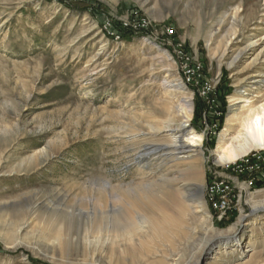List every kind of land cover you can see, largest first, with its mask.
I'll return each instance as SVG.
<instances>
[{
  "label": "rangeland",
  "instance_id": "1",
  "mask_svg": "<svg viewBox=\"0 0 264 264\" xmlns=\"http://www.w3.org/2000/svg\"><path fill=\"white\" fill-rule=\"evenodd\" d=\"M116 24L134 38L122 39ZM260 39L264 0H0V264H208V248L223 242L217 234L234 226L252 251L213 264H264V210L253 213L251 203L264 204V180L234 220H220L206 202L211 173L223 166L214 153L220 135L246 105L235 99L252 89L257 79L248 77L264 74L249 57L230 64ZM185 59L200 63L224 97L214 140L206 103L183 82ZM263 86L243 100L264 104ZM188 97V130L203 136L200 172L151 153L170 144L166 130L152 128ZM163 175L204 209L164 235L130 238L120 196Z\"/></svg>",
  "mask_w": 264,
  "mask_h": 264
},
{
  "label": "bare ground",
  "instance_id": "2",
  "mask_svg": "<svg viewBox=\"0 0 264 264\" xmlns=\"http://www.w3.org/2000/svg\"><path fill=\"white\" fill-rule=\"evenodd\" d=\"M247 57L250 60L249 68H256L258 65L264 64V39L250 41L246 47L239 50L230 66L237 67ZM253 79L257 80L251 82L252 89L245 90L243 98L251 96L254 90L260 89L264 84V74L262 73L252 75L246 80ZM246 80H241L239 83L243 84L242 82ZM165 85H168L170 89L167 95L173 99L177 95V91L173 89L175 86L168 82H165ZM243 98L235 99V105L242 103L246 105L242 106L239 110H234L235 114L229 116L228 124L222 131L219 144L214 151L217 162L223 165L234 163L251 152L264 150V104L256 106L251 99L243 100ZM183 103L176 108H170V111L168 110L167 120L165 124H162L164 126L152 128L153 131L159 133L166 130L164 132L168 133L170 144H166L160 147V149H154L151 153L156 154L159 150H164L165 153L160 157L169 159L170 163L194 166L197 162L196 157L200 155L199 149L203 143V136L191 133L188 130L193 113L192 98H186ZM147 155L148 153L141 154L137 159L142 160ZM166 164L168 163L166 162ZM193 170L200 172L201 168L195 165ZM170 183L171 180L163 175L157 181L154 180L147 185H143L144 191H141V193L134 189L132 192L128 190L129 197H127L128 194L126 195V193V196H120L122 205L119 207V215L122 221L128 223L125 231L130 238H134L138 232L145 233L146 231L148 234L154 235L167 233L168 230L173 228L175 230V228L182 227L185 224V217L191 219L194 217L193 215L196 213L195 208L204 209L203 202L195 198L192 191L186 189V186L183 185L181 189L176 190ZM139 184L138 186H140ZM252 200L254 198L251 196ZM251 203L254 213L264 210V204L260 202ZM241 219L240 222L242 221ZM209 221L210 219L208 218ZM258 221L259 218L257 217L250 224H247V226H255ZM63 227L58 228L59 235ZM208 228L212 229L211 224ZM218 238L223 242L208 248V255H210L208 264L218 261L221 256L235 255L242 251H252V249H249L251 246L246 243L245 234H239L236 226L227 231L219 232L215 239ZM243 249H246V251Z\"/></svg>",
  "mask_w": 264,
  "mask_h": 264
},
{
  "label": "built area",
  "instance_id": "3",
  "mask_svg": "<svg viewBox=\"0 0 264 264\" xmlns=\"http://www.w3.org/2000/svg\"><path fill=\"white\" fill-rule=\"evenodd\" d=\"M116 33H114L115 35ZM117 39L120 36L116 34ZM182 55V53H180ZM183 82L187 87L197 88L207 105L206 118L222 115L221 101L216 85L204 76L200 63L185 59L182 63ZM210 137L218 135V124H209ZM264 180V151H254L234 163L226 164L220 171L211 173L206 187V202L220 220H230L244 213L242 200L253 194L258 182Z\"/></svg>",
  "mask_w": 264,
  "mask_h": 264
},
{
  "label": "trees",
  "instance_id": "4",
  "mask_svg": "<svg viewBox=\"0 0 264 264\" xmlns=\"http://www.w3.org/2000/svg\"><path fill=\"white\" fill-rule=\"evenodd\" d=\"M60 2H62L64 5L68 6V5H70L71 0H60ZM115 29L119 32L121 38L124 39V40L133 39L134 36H135V34L131 30L123 28L119 24H116ZM219 99L221 101V112H222L221 117H219V118H212V117L210 118V117H208L207 118L209 124H214V123L218 124V131H217L218 133L222 129L223 122H224V117H225V113H226V108H225V105L223 103L224 97L221 94V89H219ZM202 111H203L202 107L198 106V108H197V116H196L198 120H199V118L200 119L202 118V115H203ZM215 138L216 137H210V139H212V140H214ZM259 185H260V182H258L257 186H259Z\"/></svg>",
  "mask_w": 264,
  "mask_h": 264
},
{
  "label": "water",
  "instance_id": "5",
  "mask_svg": "<svg viewBox=\"0 0 264 264\" xmlns=\"http://www.w3.org/2000/svg\"><path fill=\"white\" fill-rule=\"evenodd\" d=\"M254 213V212H253Z\"/></svg>",
  "mask_w": 264,
  "mask_h": 264
}]
</instances>
